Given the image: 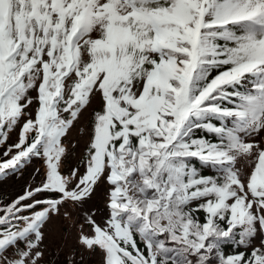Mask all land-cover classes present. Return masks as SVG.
Masks as SVG:
<instances>
[{"label":"snow or ice","instance_id":"obj_1","mask_svg":"<svg viewBox=\"0 0 264 264\" xmlns=\"http://www.w3.org/2000/svg\"><path fill=\"white\" fill-rule=\"evenodd\" d=\"M0 148V264H264V0H0Z\"/></svg>","mask_w":264,"mask_h":264},{"label":"rangeland","instance_id":"obj_2","mask_svg":"<svg viewBox=\"0 0 264 264\" xmlns=\"http://www.w3.org/2000/svg\"><path fill=\"white\" fill-rule=\"evenodd\" d=\"M18 129L9 133L8 144H14L18 139ZM72 143L79 142V147L76 149H70V155L65 160L62 172L67 175L70 170L75 167L79 161L81 154L84 150V142L77 135L76 131H73L68 138ZM5 149L0 148V153ZM0 159L4 157L0 156ZM211 174L210 169H205ZM82 171V169H81ZM44 179V162L42 159H33V161L27 165L20 173H12L7 176H0V201L8 203L19 195H22L29 186H37ZM102 193L103 187L98 192L97 196L90 202V206H94L97 209L102 208ZM41 199L47 198V196L39 197ZM57 225L54 223L50 225L49 231H55Z\"/></svg>","mask_w":264,"mask_h":264},{"label":"trees","instance_id":"obj_3","mask_svg":"<svg viewBox=\"0 0 264 264\" xmlns=\"http://www.w3.org/2000/svg\"><path fill=\"white\" fill-rule=\"evenodd\" d=\"M194 163H197V166H199L198 165V162H194ZM204 172L206 173V174H209L205 169H204ZM201 219H203V217L201 216ZM224 251H225V253L226 254H233L235 251H237V249H235L233 246H229V245H226L225 247H224Z\"/></svg>","mask_w":264,"mask_h":264}]
</instances>
